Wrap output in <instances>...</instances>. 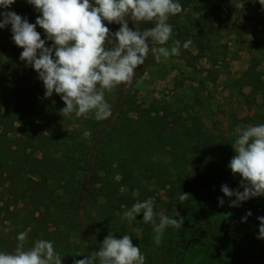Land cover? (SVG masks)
Instances as JSON below:
<instances>
[{
  "label": "rangeland",
  "instance_id": "rangeland-1",
  "mask_svg": "<svg viewBox=\"0 0 264 264\" xmlns=\"http://www.w3.org/2000/svg\"><path fill=\"white\" fill-rule=\"evenodd\" d=\"M177 2L182 5V11L169 16L168 23L173 33L165 46L170 48L173 40H179L178 54L161 57L157 62L149 52L145 63L136 68L132 83L121 84L110 91L111 100H119L113 105L118 116L115 123H120L125 117L135 119V110L155 105L165 106L188 123L189 118L195 117L205 131L225 138L235 139L238 126L264 124V6L259 0ZM237 4H243V8H236ZM4 11H13L32 24L41 15L27 0H15L6 9L0 7V12ZM104 23L112 33L119 30V24ZM152 26L150 22L140 23L139 30ZM136 27L135 22L129 20V28L135 30ZM36 31L45 40V46L51 47L52 41L47 40L44 30L37 25ZM0 32V87H8L10 81L25 86L24 72H29L31 86L39 84L45 89L38 73L20 59L23 49L12 40L11 25L0 29ZM188 40L192 43L185 49L183 44ZM12 66H16L17 73L12 71ZM257 80L260 81L257 83ZM254 85L259 87L254 89ZM0 114H3L1 110ZM96 122L92 113L79 118L74 113L67 117L57 114L40 128L41 143L36 148L30 147L26 143L27 137L22 135V127L23 130L27 127L20 126L18 122L0 126V142L10 146L17 156L43 158L48 163L58 161L56 170L49 173L50 180L44 189L48 201H42L39 208L40 212L48 215L47 222L35 210L37 220L24 228L23 216L34 209L31 204H21L17 210L19 217L0 223V252H14L20 232L28 233L26 248L36 240L31 238L35 234L40 238L48 234V241L53 242L54 250L61 256V264H73L74 260L99 251L106 236L113 235L109 224L99 223L96 219L98 210L95 207H89L81 219H67L65 212L69 185L77 175L76 159L91 142ZM150 161L161 164L168 158L162 154L154 155ZM5 184L6 179L2 178L0 192L7 194ZM162 194L159 195L161 203ZM161 203L156 204L159 213L164 210ZM246 204L256 208L257 212H252L250 220L244 224L237 222L234 213L220 205H213L209 214V229L227 236L235 234L239 250H232V244L227 241L215 258L206 257L205 262L201 256L187 255L184 264H264V239L258 238L260 221L257 219L264 217V213H259L264 210V196L249 198ZM1 214L5 216L4 210ZM142 216V213L137 215L135 222L139 223ZM125 224L130 228L132 223ZM44 227L46 231H43ZM232 228H236V232ZM138 238H141L140 233ZM134 246H138L145 256V264H171L172 259L164 258L162 242L158 246L154 240L150 244L137 243Z\"/></svg>",
  "mask_w": 264,
  "mask_h": 264
},
{
  "label": "trees",
  "instance_id": "trees-1",
  "mask_svg": "<svg viewBox=\"0 0 264 264\" xmlns=\"http://www.w3.org/2000/svg\"><path fill=\"white\" fill-rule=\"evenodd\" d=\"M11 69L15 73L18 71L16 66ZM24 73L25 86L10 81L8 87H0V110L3 112L0 126L18 122L27 127L25 130L22 127V135L27 137L26 143L30 147L36 148L41 143L42 125L60 114L65 105L60 95L53 93L51 97H45V89L39 84L31 86L29 72ZM252 87L257 89L259 86ZM111 96L110 91L105 92L111 116L94 124L91 142L76 159L77 175L69 185V197L64 203L67 219H81L89 207H95L98 210L96 219L99 223L109 224L115 238L129 235L133 245L150 244L156 235L154 226L144 223L142 216L139 223L133 220L128 228L123 212L132 203L152 198L154 213H159L156 204L161 203L159 195L163 193L161 206L164 210L159 215L156 213L157 223L161 214L184 218L181 228L167 226L161 236L165 246L164 258L176 261L171 260V264H184L187 255L201 256L206 262V257L215 258L227 241L232 244V250H239L235 234L227 236L209 229V214L213 205H219L218 198L224 200L220 206L233 212L237 222L244 224L250 220L248 216L241 222L247 212H257L256 208L246 204L247 200L231 206L236 197L224 196L221 191L222 185H227L230 190L243 191L240 186L242 178L228 167L235 155L231 146L234 139L215 136L205 131L195 117L189 118L188 123L165 106L152 105L148 109L135 110V119L125 117L116 124L118 116L113 105L119 100H111ZM161 154L168 158L167 162L155 164L150 161L151 156ZM57 163L28 155L17 156L10 146L0 142V180L5 178L7 183V194L0 192V223L19 217L17 210L21 204H31L34 209L23 216L24 228L37 220L35 210L47 222L48 215L39 208L42 201H48L44 189H47L49 173L56 170ZM184 193L190 196L181 202L179 196ZM55 220H58L56 216ZM235 229L232 228L233 232ZM139 233L141 238H138ZM43 236L40 238L35 234L31 238L32 241L49 239L48 234Z\"/></svg>",
  "mask_w": 264,
  "mask_h": 264
},
{
  "label": "clouds",
  "instance_id": "clouds-1",
  "mask_svg": "<svg viewBox=\"0 0 264 264\" xmlns=\"http://www.w3.org/2000/svg\"><path fill=\"white\" fill-rule=\"evenodd\" d=\"M14 2L0 0V7L6 9ZM27 3L41 14L35 24L13 11H4L0 12V29L11 25L12 40L23 49L20 59L38 73L45 97L53 93L60 95L65 105L60 109L63 117L74 113L79 118L92 113L97 121L108 119L112 112L105 99L106 91L121 84L130 85L136 68L145 63L149 52L159 62L161 57L176 55L180 49L179 40H173L170 48L165 46L173 33L169 16L182 11L177 0H27ZM259 3L264 6V0ZM235 7L242 9L243 4ZM129 20L135 22V30L129 28ZM104 21L119 24V30L110 32ZM147 22L153 26L139 30V24ZM37 25L44 30L47 40L52 41L51 47L45 46V40L36 31ZM191 43L188 40L183 47L186 49ZM234 135L231 146L235 155L228 167L242 178L243 191L221 186L224 196L236 197L231 206L264 196V124L238 126ZM189 196L181 194L179 200L183 202ZM218 201L222 206L224 200L218 198ZM153 205L152 198L138 201L123 212V218L131 224L142 213L143 222L154 226V243L158 246L165 228H181L184 218L161 214L157 223ZM251 215L247 212L241 222ZM257 219L260 221L258 238L264 239V217ZM27 237V232H20L14 252H0V264H61L53 242L38 239L26 248ZM73 264H145V256L133 245L129 235L117 239L108 234L99 251L74 260Z\"/></svg>",
  "mask_w": 264,
  "mask_h": 264
}]
</instances>
